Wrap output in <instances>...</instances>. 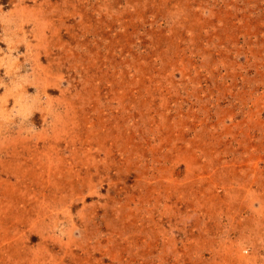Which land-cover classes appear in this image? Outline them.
I'll use <instances>...</instances> for the list:
<instances>
[{"label": "rangeland", "instance_id": "374dc122", "mask_svg": "<svg viewBox=\"0 0 264 264\" xmlns=\"http://www.w3.org/2000/svg\"><path fill=\"white\" fill-rule=\"evenodd\" d=\"M0 264H264V0H0Z\"/></svg>", "mask_w": 264, "mask_h": 264}]
</instances>
